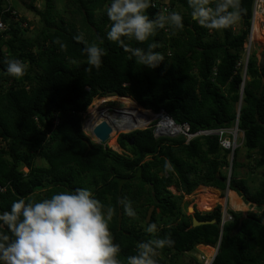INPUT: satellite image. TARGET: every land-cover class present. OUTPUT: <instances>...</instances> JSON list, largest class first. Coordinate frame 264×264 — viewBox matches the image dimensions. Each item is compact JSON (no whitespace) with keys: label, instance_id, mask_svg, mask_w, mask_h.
I'll list each match as a JSON object with an SVG mask.
<instances>
[{"label":"trees","instance_id":"trees-1","mask_svg":"<svg viewBox=\"0 0 264 264\" xmlns=\"http://www.w3.org/2000/svg\"><path fill=\"white\" fill-rule=\"evenodd\" d=\"M153 1L147 10L152 19L160 15L159 0ZM110 2L67 0L63 13L69 11L68 19L52 0H45L42 10L30 5L42 26L34 37L26 38L20 26L23 18L11 13L9 0H0V19L7 27L0 31V187L4 189L0 211L9 210L20 198L42 199L56 191L87 187L114 210L110 229L121 246L122 261L136 253L138 242L168 237L173 243L158 251V264H179L177 253L187 255L198 244L215 246L218 241L211 264H264V173L257 189L251 190L247 180L233 171L264 166V65L257 64L254 53L246 64L248 79L239 114L236 107L244 66L237 64L243 58L254 0H241L237 32L200 27L191 19L187 0H169V13L180 12L184 28L158 30L143 44L129 41L131 47L145 50L149 43L157 45L154 50L163 53L165 61L154 70L136 64L131 53L108 41L105 5ZM75 15H80L79 27ZM255 29L256 43L264 46ZM85 42L105 50L99 70L89 71ZM9 59L27 65L22 78L7 74ZM107 94L130 97L154 112L163 110L175 123H187L191 133L231 127L237 118L245 161L236 159V148L228 185L249 210L228 208L232 220L220 230L221 205L204 199L203 190L214 198L220 197L214 188H226L230 150L219 145L216 135L186 142L182 135L155 136L151 126L120 133L117 143L123 153L112 149L116 142L111 146L92 142L82 130L83 114L95 97ZM169 186L180 194H173ZM196 188L192 214H185L180 200ZM121 201H131L134 217L125 213ZM192 217L215 223L192 227ZM152 223L158 229L154 235L142 229Z\"/></svg>","mask_w":264,"mask_h":264},{"label":"clouds","instance_id":"clouds-1","mask_svg":"<svg viewBox=\"0 0 264 264\" xmlns=\"http://www.w3.org/2000/svg\"><path fill=\"white\" fill-rule=\"evenodd\" d=\"M187 4L191 9V19L209 31L219 32L234 28L241 15V0H187ZM153 6V0H111L106 8L110 21L106 35L108 41L117 44L125 52L131 53L129 58L134 57L136 64L154 70L165 61L164 54L154 50L157 45L149 43L145 50L131 47L129 41L134 40L143 44L154 37L158 30L166 27L182 30L184 17L180 12L173 11L166 15H157L152 19L147 14V10ZM250 31L251 22L249 33ZM76 39L83 40V37L77 36ZM85 45L84 52L90 66L89 71L92 68L99 70L105 50L95 43L85 42ZM6 63V72L9 76L20 79L25 75L27 65L23 61L9 59ZM246 64L243 70L244 75ZM244 79L245 77L241 83L243 85ZM240 98H242V92ZM150 111L154 114L162 112L167 115L163 110ZM222 128L234 129L236 135L237 131H241L237 127V118L231 127L204 130ZM130 131L133 130L127 132ZM208 135L218 136L217 134ZM236 135L233 138L230 133L225 134L229 140L234 139L236 144L234 149H227L230 150L228 158L230 167L234 150L242 144V140L241 143H237ZM219 145L222 147L220 143ZM230 174L231 169L227 172L226 186L229 183ZM228 190H230L229 185L227 190L225 188L223 196L221 193L224 192L219 191V196L225 197V206L221 208V213L228 210L225 196ZM121 203L128 216L136 215L131 201H121ZM113 214L114 210L106 206L96 197L94 191L87 187L56 191L50 197L42 199L29 197L15 200L9 210L0 211V264H158V251L170 247L173 243L171 239L163 237L138 242L136 253L129 255L126 261H122L119 258L121 246L115 242L110 229ZM157 230L155 223L150 224L146 229L147 233L153 235Z\"/></svg>","mask_w":264,"mask_h":264},{"label":"rangeland","instance_id":"rangeland-1","mask_svg":"<svg viewBox=\"0 0 264 264\" xmlns=\"http://www.w3.org/2000/svg\"><path fill=\"white\" fill-rule=\"evenodd\" d=\"M9 2L14 7V9L17 10L19 18H21V19L23 18V20L24 21L26 20L28 22V24H29V25L27 24V27L22 26L20 24L23 28L25 27V29L22 32V36L26 37V38L34 37L36 35V33L40 30V28L42 26V22H41L40 16L37 15L35 10L32 9L30 7V5H33L37 9L42 10L45 0H35L34 2L32 0H9ZM66 2H67V0H52V3H54V6H55L56 10L59 12V14L64 15L63 16L64 19H68L69 17H72V15L69 13L68 10L66 11V13H63V10L65 8L67 9ZM106 8H107V6H105V9ZM179 8H181V7H179ZM255 10L258 11V13H256V16H257V14L260 15L259 18L257 17V21L255 22V25L258 28V30L260 31L262 37L264 38V0H257V4L255 6ZM253 16H254V12H253ZM24 21H22V23ZM79 21H80V15H75V24L77 25V27L80 26V22ZM251 25H252V21H251ZM239 26L240 25H239V21H238V23L234 27L236 32L238 31ZM253 31L255 33H257L256 29L253 30ZM255 33H253L254 35L252 34V43L250 45L248 53L249 54H251V53L255 54V57L257 59V64L260 66V65H264V46H261V45L256 43V41H255ZM82 34L85 35L84 32H82ZM242 57H243V55H242ZM244 57H245V55H244ZM244 57L242 58L243 62H244ZM243 77L248 79L244 74H243ZM114 97H117V95L116 94H107V95H104V96H100V97L94 98L93 101L91 102V104L86 109L85 113L83 114L82 130L88 136V138L94 143L98 144V141L93 136L91 131L88 130V126H87V121L90 118H92L91 117L92 114H90L91 113L90 109H99V110L107 109L109 111L115 110V109H117V100H114L113 99ZM99 99L101 101L98 102ZM94 101H97V106L93 105ZM236 107H238V103H237ZM149 112H151V111H149ZM158 122H159L158 119H154L152 121V123H149L145 128H149V127L152 126L153 127V133H154L155 136L169 135V133H167V132H165V133L164 132H161V133L156 132V128H157V126L159 124ZM141 129H143V128H141ZM230 129L231 128H229L228 130H230ZM124 132H127V131H119L118 130L117 134L113 135L108 140L107 143L109 145H107V146H111V144H113V142H116V147L115 148L112 147V149L115 150L118 153L126 152L117 143V137H118L119 133H124ZM179 135L181 136L182 133H178V134H176L174 136H179ZM236 136H237V143L238 144L241 143L242 132L241 131H237V135ZM1 144L3 145V143H1ZM244 154H245V149H244L243 145L242 144L238 145V147L236 149V159L239 160L240 162L245 161V155ZM229 157H230V154L228 155V158ZM229 167L230 166H228V168ZM24 169H26V168H24ZM233 171H234V173L236 172L239 176H242L243 178H245L247 180V185L250 187L251 190H255L258 187V183L260 181L261 174L264 173V166L260 167V168H255L254 167L252 169L244 166L243 168H234ZM169 189L172 191L173 194H176V195L180 194V191L176 190V188L174 186H169ZM220 192H224V193H221L222 194L221 196H223L225 194V190L224 191H220ZM197 193H198V190L196 188L192 193H190L188 195H183L182 199L180 200V206H181L182 210H184L185 214H192L191 212H189V208H190V206L193 203H195V198L197 197ZM202 193L204 195V199L208 198L207 201H206L207 203L212 201V202L216 203V205H221V208H223V206H225V203H224L225 202V197L210 198L209 195H208L209 193H208L207 190H203ZM218 196H219V194H218ZM237 200L239 201L240 204H237V202H238ZM227 207L229 209L233 208V210H239V211H242V212H245V211L249 210L248 206L245 207V205L244 206L242 205V202H241L240 198H238V197H236V199H234V200L232 198L228 197V199H227ZM138 223L140 225L142 224L140 222H138ZM142 229L145 232H147L146 231L147 228L142 227ZM213 247L214 246H211V245L198 244V247L196 245V247H195L196 249L190 251L187 255L186 254L185 255H179V253H177L176 256H175V260H177V263H179V264L180 263L181 264H192V262H190V261L193 258V260H194L193 262H196V263L199 262L200 263V261L198 259L199 256L201 254H205L206 256L212 255L214 253V251H215V247L214 248ZM212 250H213V253H212ZM208 254H210V255H208Z\"/></svg>","mask_w":264,"mask_h":264},{"label":"bare ground","instance_id":"bare-ground-1","mask_svg":"<svg viewBox=\"0 0 264 264\" xmlns=\"http://www.w3.org/2000/svg\"><path fill=\"white\" fill-rule=\"evenodd\" d=\"M32 1L34 2L35 0H32ZM165 1H166V3L170 4L169 0H165ZM105 6L108 7V4L105 5ZM15 11L17 12V10H15ZM256 13H258L257 10L254 11V16L252 18L251 39H252V34L255 33L253 30H255V28H256L255 22L257 21V17L258 18L260 17L259 14H257V16H256ZM24 24H26V23H24V22L22 23V21H21V25L24 26ZM164 31L167 32V29H165ZM249 55L250 54L248 53V56ZM113 99L117 100V109H115V110L109 111L107 109H101V110H99V109H90L91 110L90 114H92V116H91L92 118H90L87 121L88 130H91V124H92V122L95 120V118L97 116H105L107 118V120L111 124H113L114 129L119 130V131H129V130H133V129H136V128L137 129L138 128L139 129L145 128L149 123H152V121L154 119H158V121H159L158 123L159 124H158V126L156 128V132H158V133L167 132V133H169V135H167V136H171V135L173 136V135L177 134L170 127H168L170 125V122L162 114V112H159L157 114L149 112L150 110L144 109L143 107L138 105L130 97H126V96L125 97H118L117 96V97H114ZM99 101H101V100L99 99L98 102ZM93 105L97 106V101H94ZM176 129L177 128H175L174 130H176ZM113 144H115V142H113ZM107 145H109V144L107 143ZM227 169H225V170H227V172H228L231 169V167H229ZM227 195H228V197L232 198L233 200L236 199V197L234 196L232 191L228 190L227 191ZM237 204H240L239 201L237 202ZM242 205L244 206L243 203H242ZM214 247L215 248L218 247V244H216ZM212 253H213V250H212ZM210 254H208V255H210Z\"/></svg>","mask_w":264,"mask_h":264},{"label":"built area","instance_id":"built-area-1","mask_svg":"<svg viewBox=\"0 0 264 264\" xmlns=\"http://www.w3.org/2000/svg\"><path fill=\"white\" fill-rule=\"evenodd\" d=\"M159 7H160V15L164 14L166 15L169 10H170V6L168 5V3H166L165 0H159ZM153 4H155V2L153 1ZM257 4V0H254V4H253V12L255 11V6ZM10 8V5H9ZM8 10V9H7ZM12 14H15L18 16V13L13 9L11 11ZM253 18V17H252ZM24 26L27 27V23L26 21H24ZM23 28V27H22ZM7 29L6 25L3 23V21L0 19V31H5ZM252 31V29H251ZM251 31L249 33V35L246 38V41L243 44V50H242V55L244 57V62L243 59H241V61L238 62L237 65H239L241 62H243L244 66L246 64V61L248 59V52H249V48L250 45L252 43V39H251ZM244 66H243V70H244ZM167 120L170 122V125L168 127H170L173 131H175L177 134L178 133H182V135L186 138V141L192 139L193 137L199 136V135H208V134H217L219 136V143L222 145V147L226 148V149H234V147L236 146L234 139L229 140L225 134L230 133L232 135V137L234 138L236 135V131L234 129H230L228 130L227 128H222V129H215V130H198L196 132H190L189 130V125L187 123H183V124H176L169 116L163 114ZM175 128H177L176 130H174ZM158 134V133H157ZM4 189L0 187V191H3ZM232 220V216L231 214H229L226 210L222 211L221 213V223L223 224L226 221H231ZM217 251V247L215 248V251L212 255L210 256H206L205 254H201L199 256V261L201 264H211L214 255Z\"/></svg>","mask_w":264,"mask_h":264},{"label":"water","instance_id":"water-1","mask_svg":"<svg viewBox=\"0 0 264 264\" xmlns=\"http://www.w3.org/2000/svg\"><path fill=\"white\" fill-rule=\"evenodd\" d=\"M243 83V82H242ZM243 89V84H241L240 87V97H241V92ZM240 102L241 98L239 100V107H238V112L239 114V108H240ZM91 133L93 136L97 139L98 143L102 144L105 146L106 142L109 140V138L114 134L116 135L118 130L114 129L113 124H111L105 116H98L91 124ZM87 142V141H86ZM132 143V139L129 141ZM88 143V142H87ZM228 189V184L226 186V190ZM153 210V206H150L147 210L146 213V218L145 220L148 222L151 216V212ZM208 223H215V219H212L210 221H201L197 220L195 217H192V227L198 226V225H203V224H208ZM222 229V224H220V230ZM219 244V241H218ZM218 248V247H217Z\"/></svg>","mask_w":264,"mask_h":264},{"label":"crops","instance_id":"crops-1","mask_svg":"<svg viewBox=\"0 0 264 264\" xmlns=\"http://www.w3.org/2000/svg\"><path fill=\"white\" fill-rule=\"evenodd\" d=\"M217 192H218V194H220V192H219V190H216ZM229 191H231V190H229ZM232 193L234 194V196L235 197H238L239 198V196L234 192V191H232ZM226 196V198L228 199V195L226 194L225 195ZM241 200V199H240ZM241 202L243 203V201L241 200ZM244 204V203H243ZM245 205V204H244ZM234 207V206H233ZM202 245V244H201ZM197 247H198V245H197Z\"/></svg>","mask_w":264,"mask_h":264}]
</instances>
